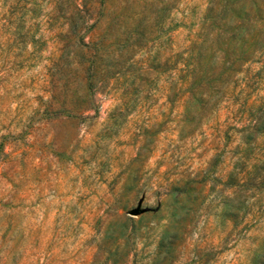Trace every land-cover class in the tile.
Returning a JSON list of instances; mask_svg holds the SVG:
<instances>
[{
  "label": "rangeland",
  "instance_id": "374dc122",
  "mask_svg": "<svg viewBox=\"0 0 264 264\" xmlns=\"http://www.w3.org/2000/svg\"><path fill=\"white\" fill-rule=\"evenodd\" d=\"M0 264H264V0H0Z\"/></svg>",
  "mask_w": 264,
  "mask_h": 264
},
{
  "label": "water",
  "instance_id": "95a60500",
  "mask_svg": "<svg viewBox=\"0 0 264 264\" xmlns=\"http://www.w3.org/2000/svg\"><path fill=\"white\" fill-rule=\"evenodd\" d=\"M140 210L138 209V208H134L133 210H132V212L133 213H137V212H139Z\"/></svg>",
  "mask_w": 264,
  "mask_h": 264
}]
</instances>
